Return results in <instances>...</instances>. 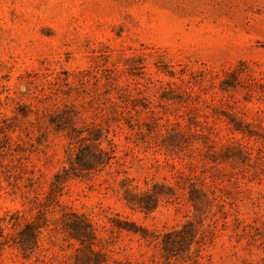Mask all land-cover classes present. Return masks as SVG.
<instances>
[{"label": "rangeland", "instance_id": "374dc122", "mask_svg": "<svg viewBox=\"0 0 264 264\" xmlns=\"http://www.w3.org/2000/svg\"><path fill=\"white\" fill-rule=\"evenodd\" d=\"M72 127L107 163L55 185ZM240 144L264 151V0H0V221L42 228L24 254L3 221L0 264H76L74 214L109 264H264V166ZM189 221L190 249L151 241Z\"/></svg>", "mask_w": 264, "mask_h": 264}, {"label": "trees", "instance_id": "16d2710c", "mask_svg": "<svg viewBox=\"0 0 264 264\" xmlns=\"http://www.w3.org/2000/svg\"><path fill=\"white\" fill-rule=\"evenodd\" d=\"M62 121V119H59L58 122L62 123ZM236 123L237 125L234 126V129L237 131H243L241 126L242 122L240 121ZM72 129V133L68 136L69 139H71L69 144V155L67 158L69 163L68 166H63L61 172L55 176V181L53 183L55 185H59L69 177H81L83 174H90L96 170L99 171L103 164L107 163L104 158L108 154V151L102 146L103 134L97 137L92 132L86 133L84 129H76L74 127H72ZM240 145L239 151L242 154L244 153L249 161H253V165L264 166V151H257L255 153L246 145ZM55 182H57V184ZM189 183L191 184L188 189L190 200L193 203H196L195 199H199V202L203 204L204 200L201 199L206 197V193L201 188L196 187L195 183L191 182V180H189ZM145 196L146 195L144 194L133 192L131 189L124 192V199L129 205L133 206L143 207L144 202L142 199ZM70 216L71 215L63 216L61 219V225L67 229L71 238L75 239L79 245L75 249L76 264H79L78 259H80L81 262L84 261L85 264H109L108 254L103 251L102 248L99 250L95 249V246L100 243L101 238H99L92 222L84 215L74 214V218H71ZM3 221L5 223H11L14 226L18 225L19 227L23 222L25 223L21 226V229L18 232L16 244L24 254L31 253L35 249L40 235L42 234V228L39 226L37 218L33 217L27 219L25 217V212H18L15 218H12L11 221H0L1 231L4 228L2 224ZM133 231L134 233H137V231ZM199 232L200 228H198L194 222L189 221L184 224L181 229L166 233L162 238L159 235L151 241L156 242L158 245H161L162 248L164 247L165 250L169 251L177 249V247H180L181 249H190V246L197 241ZM143 237L147 239L146 236Z\"/></svg>", "mask_w": 264, "mask_h": 264}]
</instances>
